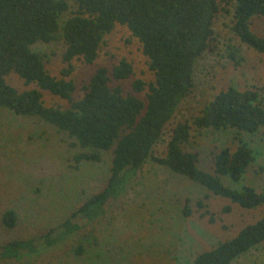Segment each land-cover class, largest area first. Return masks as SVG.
<instances>
[{
  "label": "trees",
  "instance_id": "trees-1",
  "mask_svg": "<svg viewBox=\"0 0 264 264\" xmlns=\"http://www.w3.org/2000/svg\"><path fill=\"white\" fill-rule=\"evenodd\" d=\"M75 1L78 9L62 23L61 16L70 7L67 0H0V107L17 115L38 116L66 132L87 149L74 156L77 162L99 161L101 150H112L111 173L105 186L60 225L38 237L1 244L0 258L39 253L81 229L79 220L90 221L104 214L108 202L126 190L148 159L243 208L264 206V190L243 183L258 151L241 135L261 133L264 138V87L230 85L220 89L200 114L173 127L164 155L153 153L178 106L195 86L196 62L211 48L215 22L222 11L233 9L231 29L235 37L264 54V26L259 28V20H264V0ZM117 24L127 26L139 39L154 80L136 79L133 92H126L121 82L131 77L134 69L122 58L111 69L99 66L83 85V95L76 98L77 84L68 78L73 60L95 62L105 37ZM60 38L66 45L63 61L67 65L58 77L47 69L46 54L32 46ZM11 73L36 87L20 91L8 82ZM44 91L68 100L69 106L47 105ZM139 92H145V98ZM193 127L233 129L238 143L235 148L222 147L214 154L212 170L205 169L200 152L184 148ZM197 205L206 208L201 214H211L214 221L203 200ZM183 212L187 217L193 213L191 198H186ZM17 219L13 209L3 213L2 221L8 228L15 227ZM263 242L264 215L235 236L198 253L193 263L232 264Z\"/></svg>",
  "mask_w": 264,
  "mask_h": 264
},
{
  "label": "rangeland",
  "instance_id": "rangeland-1",
  "mask_svg": "<svg viewBox=\"0 0 264 264\" xmlns=\"http://www.w3.org/2000/svg\"><path fill=\"white\" fill-rule=\"evenodd\" d=\"M67 1L70 7L62 14V23L78 9L75 0ZM232 19V8L230 12L222 11L216 19L211 48L196 62L195 86L154 146L155 155L165 154L173 127L200 114L220 89L230 85L242 89L264 87V54L235 37ZM262 26L264 20H259V28ZM32 48L46 54V66L52 74L63 75L67 65L63 61V39L40 41ZM122 58L130 61L134 69L132 76L121 82L126 92H133L136 79L154 80L139 39L127 26L117 24L105 37L95 62L73 60L74 69L68 78L77 84L75 97L83 95V85L99 66L111 69ZM7 80L20 91L36 87L26 85L17 73H11ZM137 94L145 98V92ZM44 101L64 107L70 104L48 91H44ZM241 135L258 151L243 183L264 190V138L261 133ZM237 143L233 129L193 127L190 142L184 148L198 150L202 167L212 170L214 154L222 147L235 148ZM82 151L87 149L55 125L38 116L17 115L0 107V245L16 238L41 236L105 186L111 173L112 150H101L99 161L77 162L74 156ZM225 181L232 183L228 178ZM186 198H191L193 210L188 217L183 212ZM198 200L204 201L214 221L210 220L211 214H201L206 208L198 207ZM227 206L229 211L225 210ZM7 209L17 214L13 228L2 221ZM105 210L93 220H79L81 229L39 253L0 258V264H194L198 253L235 236L242 227L264 215V206L243 208L151 159L136 172L126 190L108 202ZM232 264H264V242Z\"/></svg>",
  "mask_w": 264,
  "mask_h": 264
}]
</instances>
